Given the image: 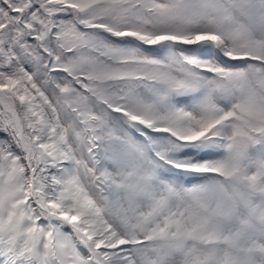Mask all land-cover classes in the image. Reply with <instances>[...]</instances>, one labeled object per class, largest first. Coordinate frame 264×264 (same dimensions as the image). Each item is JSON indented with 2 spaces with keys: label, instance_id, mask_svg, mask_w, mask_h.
Here are the masks:
<instances>
[{
  "label": "snow or ice",
  "instance_id": "1",
  "mask_svg": "<svg viewBox=\"0 0 264 264\" xmlns=\"http://www.w3.org/2000/svg\"><path fill=\"white\" fill-rule=\"evenodd\" d=\"M0 264H264V0H0Z\"/></svg>",
  "mask_w": 264,
  "mask_h": 264
}]
</instances>
